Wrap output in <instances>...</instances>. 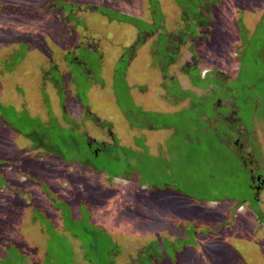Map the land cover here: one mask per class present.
Wrapping results in <instances>:
<instances>
[{
    "label": "rangeland",
    "instance_id": "1",
    "mask_svg": "<svg viewBox=\"0 0 264 264\" xmlns=\"http://www.w3.org/2000/svg\"><path fill=\"white\" fill-rule=\"evenodd\" d=\"M64 1L78 5L74 13L85 26L76 28L74 21L64 25L59 20L63 33L57 35L49 15L46 23L37 22L20 9L19 4L37 9L45 0H0V70L4 71L0 74V264H132L153 240L159 242L156 250L174 256L168 228L163 229L168 226L172 243L180 249L184 240L193 244L183 247L182 261L176 258L181 264H264V183L259 194L250 186L252 174H264V93L253 92L263 99L251 107L237 90L257 72L264 73V0H157L168 34L186 35L171 75L200 96L211 86L189 83L182 64L194 62L196 54L202 74H219L220 83L212 77L207 80L214 88L201 101V110L213 117L209 125L205 118L194 119V106L187 107L189 97L173 103V96L170 100L165 96L162 83L169 79L160 77L149 55L162 30L149 27L157 12L149 0ZM99 6L139 18V28L149 27L143 45L130 60L124 56L129 60L128 99L125 93L115 94L114 88L118 93L125 88L114 82V75L125 47L138 41V29L89 10ZM209 6L213 22L198 26L195 33L189 31L184 17L197 19L198 9L210 12ZM51 9L66 18V10L55 4ZM47 23L53 37L45 38L50 52L44 53L45 45L33 44ZM28 37L33 38L31 52L19 66L7 70L2 59ZM79 46L101 51L100 61L99 54H85ZM77 54L80 60L86 57L83 60L96 73L92 79L82 65L68 67L66 55ZM40 73L51 79H41ZM33 78L37 84L31 90L33 81L28 82ZM169 85L175 89L172 81ZM216 98L220 100L213 108L209 103ZM134 105L161 112L173 126L152 130L133 126L128 122L138 123L141 117L130 114L129 120L124 112H136ZM177 109L179 113L170 114ZM92 116L105 123L98 125ZM29 129L50 135L52 150L65 157L32 148L26 136ZM81 132L98 143L112 144L117 138L119 145L124 144L117 149L119 160L102 152L95 161L117 176L110 178L107 172L83 164L88 151ZM103 227L110 233L115 229L111 237L120 250L107 252L113 245ZM186 235L188 239H178Z\"/></svg>",
    "mask_w": 264,
    "mask_h": 264
},
{
    "label": "trees",
    "instance_id": "2",
    "mask_svg": "<svg viewBox=\"0 0 264 264\" xmlns=\"http://www.w3.org/2000/svg\"><path fill=\"white\" fill-rule=\"evenodd\" d=\"M149 2L151 3V5L153 4L152 6L154 7V11H157L156 13L153 14L154 24L150 23L149 27H153V28L160 27V28H162L161 32L158 35V39L155 41V44L151 46V51H149V53H150L149 55H151V58H152L151 64L154 67H157L159 74H160V77L163 78L164 81L166 79H169V82L172 81L173 85H175V89L170 90L172 86L169 85V82H168V84H166L165 82L162 83V86L165 89V96L169 100H170V95L173 96L174 97V100L172 101L173 103H176L177 101H179L178 99L182 96L189 97L188 99L190 102V106H187V107L191 108L192 106H194V108H195V110H194L195 112L193 115L194 119L196 120V119L205 118L206 122L209 125L208 119L213 118V117L208 116V114H206L205 112H203L201 110L202 109L201 101L205 100V99H203V97L207 93H209L212 88H214V86L211 84V82L210 81L208 82L207 80L212 77V78H214V80L216 82H219V81H221V80L217 79L218 78L217 76L219 74L215 73V75H213V74L209 73V71L202 74L200 71L199 64H197L196 54L193 55V61L194 62L187 61L186 63L182 64L181 69L187 75L189 83H191L194 86H197L199 88H207V87L211 86V88L208 91H206V93L204 95H200V96L196 95L191 89L184 88L181 85V83L179 82V80L177 78H174L173 75H171V73L169 72L170 67H171V65L175 64L176 61L178 60L179 54H180L179 45H180V42L181 43L185 42L186 35L181 34V33H179V31H177L176 34L170 36L168 34V32L165 30L164 23L162 22L163 15H162V12L160 11L159 3L157 2V0H153V1L149 0ZM54 4L57 5L58 7H61L62 9H64V11L65 10L67 11V15H65L66 16L65 19H63V17H60V12L58 10H56L57 12H52L51 8L53 7ZM19 5H20V9H22L24 11L22 14H26L28 17H36L37 22L45 21V23H46V20H47L46 15H49L50 16L49 22H50V20L53 21V28H56V34L57 35L60 33H63V32H59V31H61V29L58 26L59 20H61V22H63L64 25H67L68 21H74V25L76 28H78V27L83 28V26H85L84 21L75 15L74 7H76L78 5H76L73 2L72 3L66 2L64 0H45V2L42 3L41 6H39L37 9H35V8L31 9V7L24 5V4H19ZM13 8H14V10H18V5H15ZM90 8L91 7H89V10H92L93 12H94V10H97L101 14H104L107 17L106 19L109 21H114V22L116 21L118 23H120V22L130 23V24L136 26V28L138 29V41L133 42L132 45L125 47L127 52L121 53V57L118 61V63L125 61V64L124 65H121V64L118 65V63H117L118 70L115 69L114 82L117 81L118 84L123 86L125 89L121 90V92L118 93L116 91V89L114 88V92L118 96H120L123 93H125V95H127L129 93V89H130V84H128V82L126 81V78H125V72L127 69V65L129 64L128 62L130 60V56L133 55L132 53H135V51L140 46L143 45L142 36L144 35L145 31L149 30V27L144 28V29L139 28L138 24H137V19H139V18L134 17V16L129 15V14H125V13L117 11V10H112V9H109V8L103 7V6L94 7L92 9H90ZM207 8L210 9V12L208 10L203 9V8L198 9V11H197L198 14L195 16L197 19H187L186 20L184 17V20L187 24L186 25L187 29L189 31H191L192 33H195L197 31L198 26L201 28H204V27L210 25L211 22H213L212 21V11H213L212 6L206 7V9ZM26 9H27V11H26ZM47 11H49V14ZM158 13H160V14H158ZM156 14L158 15V17L155 16ZM150 29H152V28H150ZM43 30H45L43 36L39 37V41L37 43L33 44V47H36L38 45L42 47L43 45H45L43 51L46 50V51H44V53H49L50 50L46 47L47 45L44 42H45V38H48V37L52 38L53 33H51V31H49L51 29H50V25L48 23L44 26ZM54 39L56 40V38H53V40ZM32 40H33V38L30 39V37L25 38L23 40H20V42H17V47H15L12 50V53L8 54V56H6L5 59H2L1 63L4 64L5 68H7V70L11 71L16 66H19L18 64L23 62V59L27 55V52H31L28 49L30 48V41H32ZM41 47L39 49H41ZM80 47H82V46H79L77 48L79 49ZM64 48H66V47H64ZM82 49L86 52L85 54L92 53L93 51L96 52V54H99V58H98L99 61L101 59V55H103L101 51H96L95 49L93 50L90 47H82ZM191 49L194 50L193 47H191ZM125 55H127L129 60H126L124 58ZM79 57H80V55L78 56V54L76 55V57L66 55L65 59L68 60V61H66L68 67L70 68V65H72V64L73 65L76 64L75 66L82 65V67L85 70L87 78L92 79L93 75H95L96 73L93 74V71H91L90 64L86 63L83 60L86 57H84L82 60H80ZM51 68H55V67L51 66ZM2 73H4V71L0 70V74H2ZM71 74L74 76L72 71H71ZM240 74H241V70L239 71L237 77L233 81L238 79ZM254 75L256 76V79L254 76L253 80L250 83L244 84L243 86H241L240 88L237 89V90H240L242 92V94H241L242 102L248 106L250 105L251 107H254V105L257 104V103H255V101L258 102L259 99H261V100L263 99V98L255 97V95H253L254 94L253 92H255V90H257V93H259V92L264 93V73L263 72H257V74H254ZM39 76L41 77V79L42 78L43 79H47V78L51 79L47 73H43V74L40 73ZM56 77L57 78L60 77L58 73L56 74ZM32 81H33V83H36L34 81V78H33V80H31L28 83H31ZM55 83H56L57 87H59L60 90L62 89V92H63L61 82L57 81ZM40 84H42V83H40ZM91 85H92V83H90V85L88 86V89ZM77 87L78 86L76 85V91H77ZM114 87H115V84H114ZM87 92L84 91V93H83L85 96V99H84L85 101H87V96H86ZM243 93L250 95V96H243ZM263 97H264V94H263ZM127 99H128V95H127ZM219 100L220 99L216 98L214 100V103H209V102L208 103L212 104L213 108H214V106L217 107V105H218L217 102ZM134 106H135L134 109L136 110V112L134 110H133V112H128L127 109H126L127 112H124L126 114L127 119H129V120H130V118H129L130 114H132L133 117H135L134 114L136 116L141 117V121L138 123H135L133 121L128 122V123H131L133 126H136L139 128H147L149 130H152L154 128H164V127L167 128V127L173 126V124L171 122H168L167 120H165L166 117H163L161 112L153 111V110H144L139 106H138V109H136V105H134ZM180 110L181 109H177L176 111H174L170 114H177L180 112ZM216 111H217V109L214 111L212 116H214ZM29 117H31V116L28 115V118ZM92 117H93V121H95L98 125L105 123V121H100V119H98L95 116H92ZM30 120H33V118L31 117ZM23 123H24V121H23ZM31 128H33V127H31ZM40 132L41 133H38L34 129H29V133H27L26 136L29 139H31V141H32L31 147L32 148H41L44 150L45 153L46 152H55L52 150V147H50V144H52V143L49 144L47 142V139L50 137V135H47L42 131H40ZM82 134L86 138V148L88 151V154L85 155V157L82 161L83 164L91 165V167L93 169L102 170V171L107 172V174L109 175L110 178L117 176V173L112 175V173L106 171V169L104 168L106 166H104V167L98 166L99 164L96 166L95 161H96L97 157L99 156V154H101L102 152H106L108 157H110V158H114L116 160H119L120 154H119V152H117V149H118V147L123 148L124 144L119 145L117 138H116L112 144H110V143H106V144L105 143H98L97 144L96 143V145H97V147H99V149L92 150L88 144L93 142V140H92L93 138L92 139L90 138V140H89L88 139L89 136L87 134H85V133H82ZM112 137H115V135H112ZM139 142H140V144L139 143L138 144L142 148L141 145L145 144L143 137L139 138ZM65 143L67 145L69 144L68 139L65 140ZM87 151L85 150V153H87ZM137 151H139V150H137ZM59 155H61V158L65 157L62 154H59L57 152H55L54 156L59 157ZM134 171L136 172V170H133V172ZM122 174L125 175V174H129V173H122ZM251 177H252V175H251ZM252 183H253V181L251 178V185H252ZM165 188H167V185L163 186V188L161 187L162 190ZM251 188H252V186H251ZM49 192L51 193V191H49ZM61 213H63V211ZM256 213L259 215V218L261 220H263L262 219L263 218L262 212L260 210H258V211H256ZM61 216L63 218H65L62 214H61ZM63 221H64V219H63ZM184 225H186V224H183V226L181 227V230H183V231L186 229L184 227ZM176 226H177V224H174V223L171 225L172 228L173 227L176 228ZM167 228H168V231L166 234H168L167 236L170 239V240H168V242L170 244H173V246H174V247L172 246V250H173L172 253H174V256L173 255L168 256V254H165V252H164L165 250H163V251L162 250H159V251L156 250V248L159 245V242H158V240H153L145 246L144 253H142V252L140 253V258L137 259L138 261L136 263H138V264H166V263L167 264H181L180 261H182L183 258H180L179 255L182 254L183 247H186L185 244H187V243L191 244V242L184 240V239L189 238L187 235H186L187 237H185V238L179 237L178 239L184 240V243H183L184 246L182 245L181 249H180V247H178L177 244L172 243L173 240L171 239L170 235L172 236L173 233H172L170 226L164 227L163 229L165 230ZM101 231L106 238L110 239L109 245H111V246L113 245V248L109 249L107 252L110 253L111 250H113V252L117 251V249H119L117 247V245L115 243H113V241L111 240V238L108 236V234L106 232H104L102 229H101ZM163 231H162V233H164ZM194 234L197 235L196 231L194 232ZM191 245H193V244H191ZM143 257L145 258L144 260H143ZM176 258L177 259L179 258L180 261H177ZM133 262L135 263L134 260H133ZM133 262H132V264H133ZM187 262H188V260H187Z\"/></svg>",
    "mask_w": 264,
    "mask_h": 264
},
{
    "label": "flooded vegetation",
    "instance_id": "3",
    "mask_svg": "<svg viewBox=\"0 0 264 264\" xmlns=\"http://www.w3.org/2000/svg\"><path fill=\"white\" fill-rule=\"evenodd\" d=\"M93 142H91L89 145V147L92 149V150H97L99 149V147H97L96 143L98 144V142L95 140V139H92ZM243 164L246 165L247 161L243 158L242 160ZM250 172H252V169L249 170ZM252 188L254 190V193L255 194H259L261 192V188L263 186V183H264V174L263 173H255L254 175L252 174ZM260 181H263V183H261ZM257 199V197H256Z\"/></svg>",
    "mask_w": 264,
    "mask_h": 264
},
{
    "label": "crops",
    "instance_id": "4",
    "mask_svg": "<svg viewBox=\"0 0 264 264\" xmlns=\"http://www.w3.org/2000/svg\"><path fill=\"white\" fill-rule=\"evenodd\" d=\"M36 84L37 83H33L32 85H31V87L29 88V89H31V90H34L35 89V87H36ZM42 85V84H41ZM92 139V138H91ZM103 231L104 232H106L107 234H108V236L111 238V240H112V234L111 233H113V234H115V229H112V232L110 233L107 229H105L104 227H103ZM113 241V240H112ZM114 243V242H113ZM39 253H41V252H39ZM31 255H29L28 257H30Z\"/></svg>",
    "mask_w": 264,
    "mask_h": 264
},
{
    "label": "water",
    "instance_id": "5",
    "mask_svg": "<svg viewBox=\"0 0 264 264\" xmlns=\"http://www.w3.org/2000/svg\"><path fill=\"white\" fill-rule=\"evenodd\" d=\"M88 139L90 140V137H88ZM261 183H263V181H260Z\"/></svg>",
    "mask_w": 264,
    "mask_h": 264
}]
</instances>
